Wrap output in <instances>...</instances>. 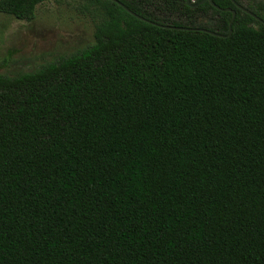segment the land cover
<instances>
[{"label": "trees", "instance_id": "1", "mask_svg": "<svg viewBox=\"0 0 264 264\" xmlns=\"http://www.w3.org/2000/svg\"><path fill=\"white\" fill-rule=\"evenodd\" d=\"M82 1L94 45L0 76V264H264V26L230 0Z\"/></svg>", "mask_w": 264, "mask_h": 264}, {"label": "rangeland", "instance_id": "2", "mask_svg": "<svg viewBox=\"0 0 264 264\" xmlns=\"http://www.w3.org/2000/svg\"><path fill=\"white\" fill-rule=\"evenodd\" d=\"M98 22L97 9L82 0H46L28 22L0 13V76L32 74L91 47Z\"/></svg>", "mask_w": 264, "mask_h": 264}, {"label": "water", "instance_id": "3", "mask_svg": "<svg viewBox=\"0 0 264 264\" xmlns=\"http://www.w3.org/2000/svg\"><path fill=\"white\" fill-rule=\"evenodd\" d=\"M110 1L116 3V0H110ZM191 1H192V0H186L187 5L190 6V7H197V6H200V5H202V4H204V3L206 2V0H204V1H202L201 3H199L198 5L193 6V5H191ZM208 1H209L210 4H212V0H208ZM230 1H231V3H232L234 6H236L239 10H241V11L244 12L245 14L249 15L251 18H253L254 20H256L257 22H259L261 25L264 26V22L261 21L259 18H257L255 15H253L252 13H250L249 11H247L246 9L237 6L236 3H235L233 0H230ZM213 6H214V5H213ZM122 8H124V10H125L126 12L130 13V14H131L132 16H134L135 18H137V19L143 21V19H140L139 17L135 16V15L132 14L130 11H128L125 7H122ZM214 8L217 9V10H219V11H221V12H224V13H230V14L232 15L231 21H230V23H229V34H228V36H227V37H229L230 34H231V25H232V23H233V21H234V18H235V12H234L233 10H231V9L220 10L219 8H217V7H215V6H214ZM163 28H164V29L176 30V31H194V32L204 33V34L210 35V36L215 37V38H226V37L221 36V35H219V34H217V33H213V32L207 31V30H203V29H181V28H170V27H163Z\"/></svg>", "mask_w": 264, "mask_h": 264}, {"label": "flooded vegetation", "instance_id": "4", "mask_svg": "<svg viewBox=\"0 0 264 264\" xmlns=\"http://www.w3.org/2000/svg\"><path fill=\"white\" fill-rule=\"evenodd\" d=\"M201 3V2H200ZM199 4V3H198ZM197 3H196V0H192L191 1V5H193V6H196V5H198ZM237 5V4H236ZM237 6H239V7H241L240 5H237ZM198 7V6H197ZM236 9H238L236 6H234ZM193 8H196V7H193ZM241 8H243V7H241ZM221 10V9H220ZM239 10V9H238ZM241 11V10H240Z\"/></svg>", "mask_w": 264, "mask_h": 264}]
</instances>
